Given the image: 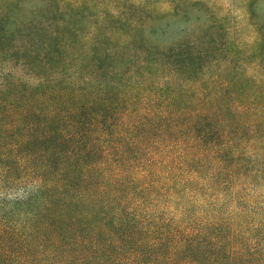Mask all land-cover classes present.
Returning a JSON list of instances; mask_svg holds the SVG:
<instances>
[{
    "label": "trees",
    "instance_id": "1",
    "mask_svg": "<svg viewBox=\"0 0 264 264\" xmlns=\"http://www.w3.org/2000/svg\"><path fill=\"white\" fill-rule=\"evenodd\" d=\"M216 3L0 0V264H264V0Z\"/></svg>",
    "mask_w": 264,
    "mask_h": 264
},
{
    "label": "rangeland",
    "instance_id": "2",
    "mask_svg": "<svg viewBox=\"0 0 264 264\" xmlns=\"http://www.w3.org/2000/svg\"><path fill=\"white\" fill-rule=\"evenodd\" d=\"M212 2H217L216 4H217L218 7H221V8L224 7L225 9H228L229 6L231 5L232 0H212ZM261 12H262V14L264 16V5H262V7H261ZM194 24H195V22H193V21H191L189 23H185V22H180L179 21L177 23V26L179 28H181L180 30H185L187 28V26H188V30L190 29L189 30V32H190V31H194L193 28H196L199 25L197 23H196V25H194ZM182 33L184 34L185 32H182ZM174 37H177V36H173L170 39H168L167 41L171 40ZM244 43H245V41L241 42V44H244Z\"/></svg>",
    "mask_w": 264,
    "mask_h": 264
}]
</instances>
